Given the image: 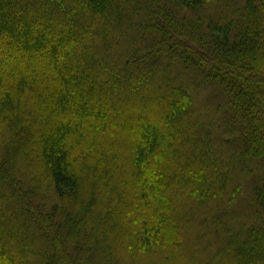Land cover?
<instances>
[{
  "label": "trees",
  "instance_id": "trees-1",
  "mask_svg": "<svg viewBox=\"0 0 264 264\" xmlns=\"http://www.w3.org/2000/svg\"><path fill=\"white\" fill-rule=\"evenodd\" d=\"M0 124V264H264V0H0Z\"/></svg>",
  "mask_w": 264,
  "mask_h": 264
},
{
  "label": "rangeland",
  "instance_id": "rangeland-1",
  "mask_svg": "<svg viewBox=\"0 0 264 264\" xmlns=\"http://www.w3.org/2000/svg\"><path fill=\"white\" fill-rule=\"evenodd\" d=\"M35 103H36V108L38 107V109L41 111L40 115H42V117H45L47 112H48L47 107H45V101L42 100V99H38V100L36 99ZM151 127H152V125H149V126L145 127L144 129H145V131H150ZM92 136L93 135L91 134V137ZM114 138H115L114 139L115 140L114 143H116L115 144V148H116L115 151L120 155L119 157H125L126 155L123 154V152L125 153V151H123V150H124V145L128 142L129 137H127V136L125 137V136H122V135H116ZM121 153H122V155H121ZM127 160L130 161L129 159H127ZM124 164H125V162H124ZM37 167H38V169H40L42 166L39 165V164H35V163L34 164L33 163H26L24 168H25V171L29 175H31L30 177L33 179L34 176L36 175L35 171L37 170ZM41 169L43 170V168H41ZM127 180L129 182V179L125 178L123 180V183H124V181L127 182ZM167 186L168 187L170 186L169 183H168ZM184 193H186V191H185L184 185H182V184H180L178 186L171 187V189L168 190L167 199H169L170 202H173V201H175V199H177V197H181L182 194H184ZM138 197H139L138 196V191H136L134 193V198H138ZM122 203H123V196H122V194H118V198H116V202L113 203L114 206H111L107 211H111L113 209V207H115V206H117L119 204H122ZM178 203H181L180 200L178 201ZM132 205H135V200L131 201V203H128L125 206L128 208V210H131L132 215H134V212L136 210L131 209ZM169 240L171 241L172 244L170 246H168V248L163 249L162 253L156 254L155 256H153V258L151 257V260L148 261L149 263H151L152 260L156 264H163V263H165L167 261L168 262L172 261L171 262L172 264H187V263H189L188 259L183 254H181L182 252L178 251V250H176L174 248L173 244H174L175 241H174V236L173 235L169 236ZM196 240H198V239H196ZM194 247L195 248H193V247L191 248L192 251L197 250L199 247L202 248V246H198V247L194 246ZM128 249H130V247H128ZM187 254H188V252H187ZM205 257L207 258L209 256L205 255ZM206 258L201 259L200 262L201 263L205 262ZM126 260H127L128 264H132L131 256H129V258H127Z\"/></svg>",
  "mask_w": 264,
  "mask_h": 264
}]
</instances>
